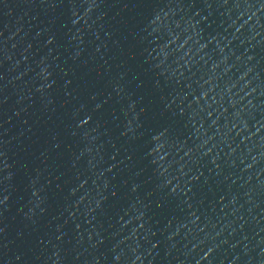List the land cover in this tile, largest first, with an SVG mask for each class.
<instances>
[{
  "label": "water",
  "instance_id": "1",
  "mask_svg": "<svg viewBox=\"0 0 264 264\" xmlns=\"http://www.w3.org/2000/svg\"><path fill=\"white\" fill-rule=\"evenodd\" d=\"M0 264H264V0H0Z\"/></svg>",
  "mask_w": 264,
  "mask_h": 264
}]
</instances>
